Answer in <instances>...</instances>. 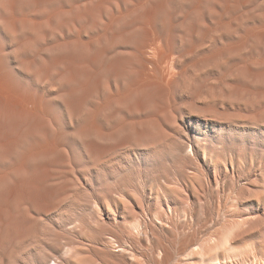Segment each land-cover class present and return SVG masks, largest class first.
Returning a JSON list of instances; mask_svg holds the SVG:
<instances>
[{
	"label": "rangeland",
	"instance_id": "obj_1",
	"mask_svg": "<svg viewBox=\"0 0 264 264\" xmlns=\"http://www.w3.org/2000/svg\"><path fill=\"white\" fill-rule=\"evenodd\" d=\"M0 264H264V0H0Z\"/></svg>",
	"mask_w": 264,
	"mask_h": 264
},
{
	"label": "bare ground",
	"instance_id": "obj_2",
	"mask_svg": "<svg viewBox=\"0 0 264 264\" xmlns=\"http://www.w3.org/2000/svg\"><path fill=\"white\" fill-rule=\"evenodd\" d=\"M152 12H153V11H152ZM147 17H148V16H147ZM148 18H149V17H148ZM148 34H149V33H148ZM148 34H147V35H148ZM145 37H147V36H145ZM147 39H149V38H147ZM150 40H151V39H149V41H150ZM151 41H152V40H151ZM146 43H148V41H147ZM149 44H150V43H148L147 46H148ZM149 47H150V45H149ZM140 48H141V47H140ZM146 48H147V47H146ZM152 49H153V48H151V51H152ZM162 52H163V51H162ZM99 54H100V53H99ZM157 55H158V54H157ZM160 55H161V54H160ZM160 55H159V56H160ZM165 57H166V56H165ZM154 58H155V57H154ZM157 58H158V56H157ZM159 58H160V57H159ZM91 59H92V58H91ZM162 59H163V58H162ZM164 59H165V58H164ZM118 60H119V59H118ZM160 60H161V59H160ZM119 62H120V61H119ZM141 62H142V61H141ZM158 62H159V61H158ZM112 63H113V62H112ZM112 63H110V64H112ZM117 63H118V62H117ZM160 63H161V61H160ZM161 65H162V64H161ZM120 66H121V65H120ZM145 66H146V65H145ZM156 67H157V66H156ZM160 67H161V66H160ZM108 68H109V67H108ZM142 72H143V71H142ZM142 72H141V73H142ZM164 72H165V71H164ZM145 73H146V72H145ZM142 74H143V73H142ZM140 75H141V74H140ZM138 77H139V76H138ZM72 78H73V77H72ZM141 79H142V78H141ZM2 80H3V79H2ZM96 80H97V79H96ZM139 80H140V79H139ZM137 82H138V81H137ZM139 82H140V81H139ZM3 83H4V82H3ZM136 84H137V83H136ZM148 86H149V85H148ZM145 87H146V86H145ZM142 88H143V87H142ZM153 88H154V87H153ZM6 103H7V102H6ZM7 109H8V108H7ZM4 111H5V110H4Z\"/></svg>",
	"mask_w": 264,
	"mask_h": 264
}]
</instances>
